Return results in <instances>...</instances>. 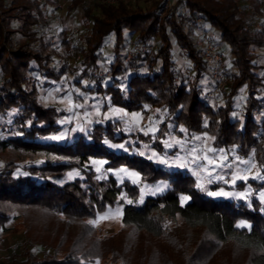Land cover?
Instances as JSON below:
<instances>
[{
  "label": "trees",
  "instance_id": "1",
  "mask_svg": "<svg viewBox=\"0 0 264 264\" xmlns=\"http://www.w3.org/2000/svg\"><path fill=\"white\" fill-rule=\"evenodd\" d=\"M241 1L70 0L67 14L81 8L86 31L75 42L62 30L57 44L46 5L56 9L59 0H0V230L21 220L27 242L0 264H264V23L250 24ZM251 2L261 9L263 0ZM181 8L186 13L179 16ZM199 16L227 47L225 86L212 82L215 90L208 92L204 47L186 27ZM112 36L108 61L103 48ZM128 36L141 48L134 49L132 71L123 53ZM59 42L75 48L74 69L88 78L72 82L102 108L64 140L50 139L62 128L64 109L42 97L64 79L66 65L59 71L54 65ZM176 45L189 69L177 62ZM102 69L110 71L106 80ZM111 106L141 112L158 128L128 131L108 113ZM198 134L240 164L254 158L256 173L232 184L230 169L228 182H200L189 169L146 155L149 149L175 154L166 146L173 136L187 145ZM92 158L104 161L102 173ZM122 166L138 179L120 181L108 171ZM160 181L165 191L141 190ZM223 185L251 191L238 199L208 194ZM182 194L191 200L182 203ZM118 203L124 226L99 233L90 220ZM39 245L42 255L34 250Z\"/></svg>",
  "mask_w": 264,
  "mask_h": 264
},
{
  "label": "rangeland",
  "instance_id": "2",
  "mask_svg": "<svg viewBox=\"0 0 264 264\" xmlns=\"http://www.w3.org/2000/svg\"><path fill=\"white\" fill-rule=\"evenodd\" d=\"M95 0H87L86 4H92ZM113 1V0H111ZM129 1V0H127ZM134 1V0H132ZM174 0H169L168 6L172 4ZM70 3V0H59V6L56 9H52L50 5H46V9L50 15L54 18L53 23L51 24V32L54 33V38L52 41L57 42L60 38V32L65 30L68 32V36L74 38L75 42H78L80 36L86 31L85 27L82 26L80 21V16L82 14V9L77 10L73 15L67 14V6ZM140 3L144 5V0H140ZM241 4L244 9V14L248 22L252 25L257 24L258 22L264 23V0L259 11H255L251 0H242ZM186 13V9H180L178 14L179 16ZM198 18V21H197ZM195 20L190 19L186 21V26L191 36L194 40L201 46H205L206 36L215 41L217 51L220 56V64L216 63L218 67L217 71L210 67V79L208 80L207 85H212L216 83L219 88H223L226 81L223 74V62L226 58L227 47L220 39L216 29H213L203 17L199 16ZM204 32L207 33L204 34ZM127 46L124 50V60L127 62V68L129 71L133 70V65L130 63L133 60L134 49L140 50L141 48L134 42L133 36H128ZM154 43V42H153ZM60 44V42H59ZM114 44V36H112L109 41L106 43V46L103 48V53L109 61L112 56H109L110 47ZM149 47V46H148ZM146 48V46H145ZM59 49L62 55L59 57L58 61H55L54 65L55 70L59 71L64 65H66V71L63 75V81L55 82L48 87L47 91L44 92L43 100L47 102H53L64 109V114L60 117V124L62 128L59 132L50 136V139L64 140L68 135H74L75 130L82 129L86 127L88 122L96 119L100 116L102 112L101 103L95 97L92 101L91 97L87 93H84L82 87L75 86L72 82L73 78H80V82L84 84L88 81V78L84 76H79L75 68L76 57L74 55L75 48L72 46L69 50L63 46L59 45ZM144 49V48H143ZM180 49L176 45L175 57L177 62L180 64H185L186 68L189 69L188 61L179 54ZM260 62L264 63V47L259 49ZM110 58V59H109ZM223 60V61H222ZM222 61V62H221ZM78 74V75H77ZM100 77L103 80H106L105 75L110 74V71L102 69L98 71ZM226 77V76H225ZM105 78V79H104ZM62 81V82H61ZM207 82V81H206ZM205 83V82H204ZM73 86V87H72ZM215 85L212 87L206 88V91H214ZM243 98V95H242ZM264 111V107L262 108ZM111 116L124 120L126 123L127 130H155L158 128L157 123H154L153 119L150 117L144 116L141 112H127L126 110L111 106L108 110ZM133 114H136L135 116ZM183 138L173 136L166 144L167 147L176 148L174 153H159L156 150L149 149L146 153L149 157L154 160L162 161L166 166L171 167H180L187 168L191 172L195 173L199 181H218L223 178V182H228L224 178L228 174L230 169H233L234 172L231 174L233 178L230 180L232 184H235V181L239 179L248 180V177L256 173V162L255 159L250 157L243 160V163L237 162L235 155L234 158L227 157L223 154L217 153L210 145V138L206 134H198L194 137V142H191L187 145L183 143ZM119 146V145H117ZM94 165L98 166L100 173L104 170V161L101 159L92 158ZM109 172L117 175L120 181L124 178L129 177L132 179H138L137 173L125 166L120 167L119 169H109ZM75 172V170H74ZM72 175V172L70 173ZM262 176H259L258 179H262ZM141 190L144 194H155L156 192L165 191L162 182L150 183L146 182L141 186ZM251 191V187L247 185L246 191H241L235 188H227L222 186L219 189L209 190V193H227V195H211L215 198H243L245 194ZM260 196L264 199V190H261ZM124 202H128L129 199L124 197ZM191 200V196L187 194L181 195V202L186 203ZM122 208L123 204L118 203L115 206H108L107 209L103 212H100L96 218H92L90 222L97 228L98 232L103 233H112L120 230L124 225L122 222ZM53 224V223H52ZM8 226H11V231L5 232L2 234V239L0 242V259H8L11 254L21 251L27 244L26 238L23 233L24 224L21 220L15 222H8ZM58 234H61L60 229H56ZM34 250L37 254L42 255L45 251L44 247L39 245L34 247Z\"/></svg>",
  "mask_w": 264,
  "mask_h": 264
},
{
  "label": "built area",
  "instance_id": "3",
  "mask_svg": "<svg viewBox=\"0 0 264 264\" xmlns=\"http://www.w3.org/2000/svg\"><path fill=\"white\" fill-rule=\"evenodd\" d=\"M197 21H198V18H197ZM204 34L207 35L206 32H204ZM204 44H205V46H204V54H205V58L207 60V63H208V65L210 67H212V69L217 71L218 67H216V65H217L216 63L220 64V62H219L220 61V56H219V53L217 51L216 44L208 36H206V41H205ZM224 79H225V81H227V77H225V75H224Z\"/></svg>",
  "mask_w": 264,
  "mask_h": 264
},
{
  "label": "snow or ice",
  "instance_id": "4",
  "mask_svg": "<svg viewBox=\"0 0 264 264\" xmlns=\"http://www.w3.org/2000/svg\"><path fill=\"white\" fill-rule=\"evenodd\" d=\"M134 116L136 114H133ZM198 187H200L203 190V185H198ZM210 195H227V193H209Z\"/></svg>",
  "mask_w": 264,
  "mask_h": 264
},
{
  "label": "crops",
  "instance_id": "5",
  "mask_svg": "<svg viewBox=\"0 0 264 264\" xmlns=\"http://www.w3.org/2000/svg\"><path fill=\"white\" fill-rule=\"evenodd\" d=\"M213 29H214V28H213ZM217 32H218V31H217ZM218 34L220 35V33H219V32H218ZM213 41H214V40H213ZM214 43H215V41H214ZM206 81H208V80H206ZM206 81H205V82H206Z\"/></svg>",
  "mask_w": 264,
  "mask_h": 264
}]
</instances>
